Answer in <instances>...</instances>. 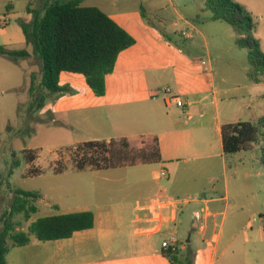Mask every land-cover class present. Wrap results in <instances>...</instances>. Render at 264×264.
Segmentation results:
<instances>
[{
  "label": "crops",
  "instance_id": "1",
  "mask_svg": "<svg viewBox=\"0 0 264 264\" xmlns=\"http://www.w3.org/2000/svg\"><path fill=\"white\" fill-rule=\"evenodd\" d=\"M1 1L5 4L6 0ZM47 2L50 0H40L37 6H33L30 0L28 6L32 9H41ZM9 4H12L11 13L7 15L19 16L13 12V2L9 1ZM111 17L135 38L136 43L119 55L114 72L106 78L107 91L104 96L95 95L89 87L92 93L87 92V98L84 100L75 98L76 96H72L74 94L71 92L56 93L58 108L53 112L52 120L54 122H59V119L68 120L69 127L82 128L84 134H87L77 138L75 136L78 135H74L72 141H62L57 145L72 146L88 141L127 139L132 147L140 149L158 139L161 153L159 167L169 169L171 164L182 158L185 161L189 158L214 159L215 150H221L220 154L225 158L222 126L242 121L240 111L243 108L253 109L252 99L243 103L235 116L225 115L222 110L224 100L226 98L239 100V97L226 96L225 89L216 85L213 74L209 78L206 76L207 73L197 75L195 68L198 66L209 64L212 70L214 63L209 51L205 56L206 62L204 58L192 60V56L184 57L182 55L184 50L181 48L177 52L178 55L168 58L172 59L170 65H162L166 59V52L161 51V46L165 44L157 34L143 24H138V29H135L128 19ZM23 19L27 22L31 21L32 14L28 13ZM191 27L196 32H200L195 25ZM182 35L195 43L193 39L196 38L193 34H186L183 31ZM4 45L9 50H21L24 45L30 47L26 45L23 31L17 34L16 40L4 41ZM9 46H18L19 49H11ZM27 50L31 55L17 63L23 64L24 61L29 63L25 67L30 66L31 72L26 74L25 70H22L26 83L29 82L26 85L29 90L31 76L36 75L31 65L37 67V61L39 63L40 61L32 54L31 47ZM121 65L125 67L124 72L120 70ZM205 70H208V67ZM0 77L2 79L3 74L0 73ZM72 81L67 85H61L73 90ZM165 81L170 85L166 87L171 88L175 94L178 92L184 94V96L180 95L186 102L184 108L175 104L166 105L163 94V89L166 87L161 88V84ZM257 85H264V82ZM244 87L249 91L254 89L250 84ZM123 92H126L127 99H124ZM162 96L167 109L176 106L180 110L179 118L169 119L164 114H160L164 105L158 100ZM166 114L169 116L168 112ZM168 123L170 127H167ZM64 124L61 123L62 129ZM210 124H213V127L209 126ZM204 143L205 148L202 147ZM255 147L256 144L252 150ZM35 153L34 159L28 161L21 176L23 180L40 179L38 184L25 190L39 192L41 199L37 202L38 212L22 229L26 231L32 222L42 217L84 211L93 212L95 225L91 229L78 231L67 239L41 241L33 237L30 244L15 246L9 250L6 256L7 264H163V262L172 264L163 255V247L161 249L157 245L156 237L163 236L167 231V235L173 233L177 236L178 242L182 241L175 223L180 213V205L189 201H183L163 188L161 177L155 175L153 170H149L152 164H137L106 170L91 168L79 170L74 163L58 167L54 162L57 159L54 154ZM214 167L215 162L210 161L199 170H211ZM124 168L138 170L126 174L125 178L129 179L128 181L118 180L123 184H108L111 182V171ZM224 168L227 169L226 161ZM34 169L39 170L35 172ZM175 177L169 172L166 180ZM229 183L225 177V187L228 188ZM164 196H169L173 200L172 205L161 213L160 231L151 232L149 227L154 225V218L149 210L150 203ZM220 201V199L202 201L204 206L192 213V227L203 237L211 234L209 239L204 238L207 248L213 250L210 264L216 262L222 225L217 230L216 222L218 216L222 214V211H219L220 206H214L213 210L210 203ZM197 211H204L203 219L200 221L195 216ZM209 212L210 216H214L210 220L207 218ZM259 215L261 217L258 225L255 224V218L245 223L242 231L244 245L253 243L256 246L257 243H264V213L259 211ZM235 239L236 236L232 237L228 247L233 245ZM259 252L257 247H254V253L251 249H247L245 253L247 262L244 263L264 264V258L256 262L251 260L252 256Z\"/></svg>",
  "mask_w": 264,
  "mask_h": 264
},
{
  "label": "rangeland",
  "instance_id": "2",
  "mask_svg": "<svg viewBox=\"0 0 264 264\" xmlns=\"http://www.w3.org/2000/svg\"><path fill=\"white\" fill-rule=\"evenodd\" d=\"M9 1L13 2V12L19 16L7 15ZM39 1L31 0V3L37 6ZM52 1L56 0H50ZM233 1L244 5L251 13L256 23V30L252 35L260 41L264 52V0ZM29 3L30 0H6L3 4L0 0V18L7 19L3 25L0 24V46H5L4 41L16 40L17 34L22 33L18 21L27 17ZM83 5L97 6L110 16L126 18L135 29H138V24L149 27L165 44L161 46V51L166 52V59L162 65H170L172 59L168 58L178 55L177 52L181 48L184 50L182 55L188 58L192 56V60L193 58L206 59V53L209 51L214 63L212 70L209 64L195 69H197V75L207 73L206 76L209 78L213 74L216 85L225 89L226 96L239 97V100H228V98L224 100L222 110L225 115L235 116L242 104L252 99L253 109L243 108L240 111L242 121L257 122L264 116V85H257L258 83L250 81L247 75L250 68L249 51L236 44L237 34L228 23L212 19V12L206 0H83ZM191 25L198 27L200 32H196ZM183 31L186 34H193L196 38L193 39L195 43L185 38L182 35ZM9 48L19 49L18 46H9ZM23 48L30 47L24 45ZM37 63V67L32 64L31 69H34L36 75L41 77L42 63L41 61ZM28 64L27 61L18 64L8 56L0 54V73L3 74V78L0 79V231L4 227L3 215L10 210L14 199V190L27 189L40 182V179L23 180L21 176L30 157H34L35 152L50 153L57 156L54 162L58 167L67 163L77 165L80 157L78 159L74 157L73 148L78 144L59 146L57 143L72 141L74 135H78L75 136L76 138L87 135L82 128L69 127L68 120L59 119V122L52 120L53 112L58 108L56 93L46 91L45 106L40 109H31L30 94L26 86L29 82L26 83V77L22 71L25 70L26 74L31 72L30 66L25 67ZM206 67L208 70H205ZM120 70L125 71L124 65L120 66ZM71 80L75 90L71 89L70 92L74 94L72 96H76L75 98L84 100L87 98V92L92 93L83 76L72 73L61 74V84L67 85ZM246 84L253 85L254 89L247 90L244 87ZM166 86H170L166 81L161 84V88ZM123 93L124 99H127L126 92ZM178 94L184 96L182 93L178 92ZM248 94L251 96L249 97ZM159 99L161 101H158L164 105L163 96ZM162 110L160 114H164L169 119H176L181 115L176 106L167 109L164 105ZM167 112L170 117L167 116ZM61 123H65L63 129ZM166 125L170 127V123ZM209 126L213 127V124ZM150 144L156 146L154 141ZM261 145L262 139L256 144L254 150L236 154L231 160L237 162V166L227 165L226 170L225 158L221 156V150L213 152L214 159L189 158L185 161L182 158L171 164V169L166 168L172 177L175 175L176 177L169 180L161 178L162 187L183 201H189L180 205V213L175 223L178 236L182 238L177 246L180 249V261L176 264H210L213 250L207 248L204 238L209 239L211 234L203 237L197 229L192 227V213L204 206L202 201L212 199L221 201L210 203V207L214 210V206L219 205V211H222L216 222L217 230L222 225L220 248L214 264H245L246 250L251 249L254 253V247H257L260 252L252 256L251 260L256 262L264 258V243H257L256 246L253 243L244 245V232H242L245 223L250 219L255 218V224L258 225L261 217L259 211L264 213V166L259 160ZM202 147L205 148L206 144L204 143ZM210 161L215 162L213 169L199 170ZM150 168L149 170H153L155 175L160 176L162 168L158 163L152 164ZM137 170V168H124L111 171V182L108 184H123L122 182L129 180L125 178L126 174ZM225 177L230 182L228 188L225 187ZM203 214L204 212L199 221L203 219ZM212 217L214 216H210L209 212L207 218L210 220ZM14 220L20 223L18 229L26 227L27 222L22 215L15 216ZM234 236L236 239L233 245L228 247ZM167 238V231L163 236L156 237L159 248L162 249L163 240ZM189 238L190 243L187 242ZM163 264L169 263L163 262Z\"/></svg>",
  "mask_w": 264,
  "mask_h": 264
},
{
  "label": "trees",
  "instance_id": "3",
  "mask_svg": "<svg viewBox=\"0 0 264 264\" xmlns=\"http://www.w3.org/2000/svg\"><path fill=\"white\" fill-rule=\"evenodd\" d=\"M212 19L228 23L237 34L236 44L249 51L248 78L254 83L264 80V52L260 41L252 33L256 23L246 7L233 0H206ZM7 6V14L11 13ZM32 20L19 19L27 46L41 61L42 76L32 75L29 88L31 109H40L48 93L72 91L61 85L64 72L81 75L97 96L106 94V78L115 70L119 55L135 45V38L110 15L97 6H85L83 0L47 2L41 9L27 8ZM144 14V13H143ZM0 54L15 62L31 55L27 49L9 50L0 46ZM223 152L226 164L237 166L232 158L242 151H250L262 139L260 163L264 166V116L257 122L238 121L222 126ZM137 149L127 139L88 141L75 146L77 168L106 170L137 164L161 162L158 139ZM30 161L34 157H30ZM37 191L17 188L10 210L3 215L4 227L0 231V264H7L6 256L15 246H25L33 237L41 241L67 239L78 231L91 229L95 215L91 211L74 212L42 217L32 222L28 229H18L15 216L22 215L26 222L38 212ZM11 241V243H9ZM172 264L180 261V249H163ZM191 262V261H189ZM191 264V263H190Z\"/></svg>",
  "mask_w": 264,
  "mask_h": 264
},
{
  "label": "built area",
  "instance_id": "4",
  "mask_svg": "<svg viewBox=\"0 0 264 264\" xmlns=\"http://www.w3.org/2000/svg\"><path fill=\"white\" fill-rule=\"evenodd\" d=\"M7 19L6 18H0V24L3 25L4 22H6ZM163 94L165 96V103L167 106H171L173 104L177 105L178 107L184 108L186 105L185 100L178 94H175L171 88L166 87L163 89ZM75 147L73 148V153L75 151ZM39 169H35L34 171L37 172ZM160 177L162 179H168L169 177V172L167 171L166 168H162L161 169V173H160ZM173 200L168 196H164V197H159L154 199L151 203H150V207L149 210L152 213L153 216V223L154 225L149 227V230L151 232H159L160 231V223L162 221V216L161 213L168 209L169 207H171ZM204 211H197L195 216L196 219L199 220L201 218V214ZM178 238L175 234H170L168 235V238L163 240L162 243V247L163 249H168V248H172L173 250H175L178 246Z\"/></svg>",
  "mask_w": 264,
  "mask_h": 264
},
{
  "label": "water",
  "instance_id": "5",
  "mask_svg": "<svg viewBox=\"0 0 264 264\" xmlns=\"http://www.w3.org/2000/svg\"><path fill=\"white\" fill-rule=\"evenodd\" d=\"M189 241H190V238L187 240V242L189 243Z\"/></svg>",
  "mask_w": 264,
  "mask_h": 264
}]
</instances>
